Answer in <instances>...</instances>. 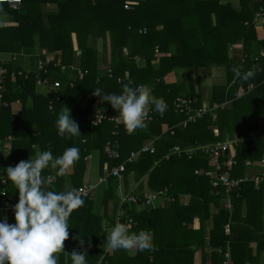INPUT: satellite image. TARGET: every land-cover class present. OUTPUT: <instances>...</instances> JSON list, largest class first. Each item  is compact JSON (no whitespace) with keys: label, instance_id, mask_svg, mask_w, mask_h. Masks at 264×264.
<instances>
[{"label":"trees","instance_id":"16d2710c","mask_svg":"<svg viewBox=\"0 0 264 264\" xmlns=\"http://www.w3.org/2000/svg\"><path fill=\"white\" fill-rule=\"evenodd\" d=\"M239 2L240 10L221 0H21L15 8L0 2V55L10 53L14 60L21 51L27 53L15 67L11 59L0 57V68L16 73L15 80L4 78L0 91V151L8 153L5 156L0 152V192H5L0 194V202L2 197L18 202V190H14L3 169L21 160L34 159L45 150L59 156L72 146L79 148V160L63 175L58 169L46 168L42 176L47 188L78 190L89 177L88 172L96 177L102 175L107 185L103 183L101 203L105 204L115 197L120 179L128 185L129 175H133L135 182L146 177L151 189L166 187L171 194H188L191 199L189 205L172 203L173 206L153 212L165 229L176 225L175 244L160 240L155 243L153 253L137 251L131 256L125 250L106 252L110 249L106 250V232H102L101 222L103 218H111L107 204L102 212L100 202L94 200V191L81 196L83 206L69 218V236L64 241L69 251L58 253V264H71L74 250H87L88 264H120L122 254L129 255L123 264H192L194 251L189 246L202 243L203 221L210 217L214 222L213 233L217 231L218 237L211 238L216 246L221 243L224 224L230 220V233L224 239L236 245L235 264L251 260L248 248L255 237L242 236L251 231L244 224L250 220V214L242 218L241 208L247 195L255 201L260 196L264 202V187L252 186L246 193L242 182L240 189L228 194L232 203L228 210L218 202L226 192L219 196L209 194L210 177L195 174L197 169L212 168V156L199 150L190 158L174 152L169 159L163 158L175 146L187 151L188 148L182 147L197 149L206 143L213 145L234 130L246 138L249 132L260 130L264 122V56L260 54L264 39H257L254 25L257 17L264 18V0ZM88 36L101 38V52L88 44ZM239 41L243 45L242 54L236 57L243 56L244 61L237 66L229 57L228 47ZM47 55L53 58L46 61ZM214 64H227V69L239 67L241 73L254 70L256 74L245 81L230 71L227 84L213 89V103L209 107L216 104V108L205 112L195 123L183 126L186 116L174 111L173 100L178 95H191L197 99L192 105L194 110L202 104L199 94L184 92L185 84L172 81L174 68L197 70ZM55 81L61 86L53 88ZM124 84H145L168 105L163 116L156 114L158 117L148 120L146 128L131 134L119 110L102 101L104 94H120ZM94 88L102 89L100 97L93 95ZM17 102L20 107L14 110ZM96 107L105 108L106 117L93 124L91 114ZM67 109L78 124L79 136L67 138L57 134L55 121ZM110 115H115L117 121L111 120ZM215 125L219 127L217 137ZM248 137L237 144L239 163L259 159L264 153V137L257 140ZM149 139L156 143V151L143 153L136 161H127L130 152ZM111 151L117 155H111ZM120 165H124L121 176L111 175V169ZM48 175L56 177L55 183L47 179ZM65 183L71 184L69 189ZM211 202L218 209L216 214L209 211ZM126 206L127 203L123 205ZM132 211L126 207L124 216L134 217ZM196 217L201 220L198 232L190 230ZM138 225L137 229H146L151 221L142 219ZM133 227L130 231L139 232ZM165 231L162 229L161 233ZM191 235L192 239H187ZM83 237L85 243L81 245L79 240ZM260 240L264 241V234Z\"/></svg>","mask_w":264,"mask_h":264},{"label":"clouds","instance_id":"9594fccd","mask_svg":"<svg viewBox=\"0 0 264 264\" xmlns=\"http://www.w3.org/2000/svg\"><path fill=\"white\" fill-rule=\"evenodd\" d=\"M232 71L245 81L256 74L254 70L241 73L239 67H234ZM94 89L93 95L100 97L102 89ZM102 101L109 102L114 109L119 110L130 134L147 127L150 111L163 114L168 107L166 101L155 97L145 84H124L120 94H104ZM55 126L61 137L81 135L68 109L58 115ZM79 158V148L72 146L59 156H54L51 150H45L38 152L34 159L21 160L15 166L3 169L14 190H18V202L11 205L13 223H9L6 217L0 219V264H58L56 254L64 249V241L69 236V218L74 210L83 206L84 200L76 189L53 191L47 188L42 173L50 166L63 175ZM130 228V224L119 220L110 229L105 228L106 250H154L151 232L143 229L132 232ZM79 242L83 245L84 237ZM86 252L72 251L71 264H88ZM103 259L101 256L100 261Z\"/></svg>","mask_w":264,"mask_h":264},{"label":"crops","instance_id":"0c3cea01","mask_svg":"<svg viewBox=\"0 0 264 264\" xmlns=\"http://www.w3.org/2000/svg\"><path fill=\"white\" fill-rule=\"evenodd\" d=\"M221 1L224 2V0H221ZM226 1L230 2L235 9L240 10L239 0H226ZM0 18H1V16H0ZM3 24L7 25L8 23L3 21ZM254 25H255L257 39H261V40L264 39V18L262 16L257 17ZM242 47H243V45H242V42H240V41L235 43L234 45L228 47L229 57H230L231 61H233L234 64L237 66H239L241 64V62L244 61L243 56L240 58L236 57V56H240L242 54L241 53ZM22 53H23L24 57H26L27 53L21 51L20 54H22ZM260 54L264 56V48H261ZM11 56L12 55L10 53H2L0 55L2 60L7 61V60L11 59L13 63H15L17 60H21L20 62H22V58H24L21 55H16V58L13 60V58H11ZM19 64H21V63H19ZM142 64H144V61H142ZM226 65L227 64H220V65L214 64V65H210V66L199 67L197 70H192V67L176 66L174 68V72L172 74V76H173L172 81L175 80L179 84H185L184 92L187 91L189 93L199 94L200 98H201V104L205 105V106H210L213 103L212 99H213L214 87L220 86V85H226L228 74L230 71L232 72V70H231L232 68L227 69ZM172 104H173V102H172ZM19 107L20 106H19L18 102L15 103V105H13L14 110H18ZM154 117H158V116L155 115ZM191 123H195V122H191ZM261 126H262V129L260 127V130H258V131L249 132L248 135L246 136V138L248 136H250V137H248V139H250V140L256 139L257 140L259 137H264V122L261 124ZM213 128L212 129L214 130V136L217 137L219 135V130H218L219 127L215 125ZM238 132H239L238 130H234V131L226 134L222 139L216 140V138H215V140H216L215 144L211 145V143H206L204 145V147L210 148V147L215 146L217 143H220V144L225 143L228 145L226 149L220 151V156H223L222 159L220 158V161L222 162V163L220 162V164H221L220 171L221 172H227L228 171L232 177H236V178L237 177H241V178L247 177L248 179H245V181H243V182L245 183V186H244L245 191H246V193H248L251 190V189H249V187H252V186L254 188H261L262 186L264 187V179H262L258 183L254 182V180L251 179L252 175L260 174L261 169H263L260 166V159L262 158L264 153L261 155V157L259 159H253V160L246 159L242 162L240 161V163H239L238 154H237L238 153L237 144L246 138H242L238 134ZM257 134H259L261 136H259ZM146 144H152L155 148V151H156V149H157L156 143H154V140H150V139L144 141L141 144V146L139 147V149ZM232 147L234 148V150L232 149ZM182 148H188V150L185 151V153H183V154H186L189 158L194 153H196L195 151L200 150V149H195L191 146L190 147H182ZM139 149H137V150H139ZM137 150H132L131 152H134ZM200 152L211 157V153L208 151L201 150ZM232 153L234 154L232 157V160L235 161V163H232L229 165L226 163V161L228 160L229 155ZM165 155H166V153L163 155V158H165V160L170 158V157L166 158ZM236 157H237V159H236ZM127 161H128V159H127ZM247 161H250L249 165L246 164ZM236 167L237 168L242 167V168H241V170L236 171V169H237ZM204 169L205 168H200V169L195 170V174L207 176L205 171H214V169H215L214 161H213L212 168H210L208 170H204ZM236 172H238V173H236ZM88 176H89L88 178L95 177L92 180H89L88 178L86 180L87 183L94 184V186H95L94 193H95L98 185L103 186V183H104V185L107 187L106 178L104 176L100 175L99 177H96L93 174H91L90 172H88ZM49 177L51 179H49ZM47 179L50 182H54V183L56 181V177L53 175H48ZM86 182L84 184H87ZM65 185H66V189H69L71 186V184H68V183H65ZM210 185H211V179H210ZM241 185L242 184H240L239 187H237L236 189H240ZM232 190L226 191L225 188L222 186H219L217 189H214L211 186V191L209 194H211V195L218 194V196H219V194L221 192H224V193L226 192V195L224 197L219 198L218 202L220 203L221 206L230 210L232 203H231V200H230V197L228 196V194ZM160 191H165L166 194L171 198L172 201L168 200V201H164V202H159L157 204H154L153 206L142 205L141 202L147 195H149L151 193H158ZM95 195H94V200L98 201L97 196H95ZM126 195H134L138 198L139 204H133L130 202H126L127 203V206H126L127 209L133 210L132 213H133L134 217L132 215L124 216L126 214V207H123V205H125L126 203L121 205L120 204V198L122 196H126ZM255 197H256V195H255ZM8 200L13 201L12 199H9V198H8ZM243 202H244V204L241 208V217L246 219L248 214H250V216H249L250 220L248 221L247 224L245 222H244V224H245L246 228H248L251 232L246 234V235L242 234V236H246V237L253 236V237H255L250 242L249 248H248L250 251V252H248V258H249V260L251 258V260L247 261L246 264H264V241H262V240L258 241L260 235L264 234V202L261 200L260 196L256 197V201H255L253 199V197L249 196V195H247V198L244 199ZM172 203H177V204L179 203L180 205H189L191 203V199H190V196L188 194H179V193L178 194H171L167 191L166 187L156 189V190L151 189V187L149 186V184L146 180V177L143 178L142 181L135 182L133 175L132 176L129 175L128 185H126L123 178H121L118 185H117V188H116L115 197L112 198V200H108V203H107L108 209H106V211L110 213L111 218L109 220L107 218H103V220L101 222L102 232L105 231V228L110 229L112 226H114L115 218L117 217L118 214L123 215L124 216L123 218H125V217L126 218L127 217L132 218L133 225H135L134 227L133 226L132 227H133V229H136V231L141 230V229H137L136 227L140 226L138 224L141 222L142 219H150L151 225L149 227H147L146 229H143V230L149 231L153 234L154 245H155V243L159 242L160 240L169 241L170 243L175 244V241L177 238L176 236H174V231L177 229L176 225L174 224L171 227L166 226V229H165L164 225L160 221L156 220L155 216L153 215V212H155V209H157V208L161 209L162 207L167 206V205L173 206ZM208 206H209V211L211 213L216 214L218 212V209L215 207L213 202L208 204ZM100 208H101V211L103 212L104 208H102L101 205H100ZM74 211H76V210H74ZM73 212H72V214H73ZM10 215H12V216H10ZM8 216H10V217H8ZM5 217L7 218L8 222L9 221H11V223L14 222V214H12V213H9V214L0 213V219H4ZM230 225H231L230 220H228L227 223L224 224V229H223L224 233H223V236L221 237V243L216 246V244L213 242V240H211V238H214L217 236V231L215 233H213V230L215 229L213 219L210 217L209 219H206L203 221L202 243L201 244L195 243V244H191L189 246V249L194 251L192 264H235V262H237V258L235 256L236 245H232L231 241L229 239H224V235H227L230 233V228H231ZM226 226L229 227L228 231L225 230ZM132 227L130 228V230L132 229ZM200 228H201V220L199 219V217H196L193 220V223L190 225V230L198 232V230H200ZM162 229L169 231L168 235H167V231H165L164 233H161ZM132 232H135V231H132ZM192 237H193L192 235L188 236L187 239L189 238L191 240ZM210 244L212 245V247ZM63 251H65V252L69 251L68 247L64 246V249L61 252H63ZM110 251L111 250H108L106 252L108 253ZM151 251H152V253L154 252V250H150V253H151ZM136 253H137V250H135V249L127 251V254H129L131 256H135ZM56 255L58 257V253ZM129 255L124 256L122 254L121 258H120V261H121L120 264H123L124 260L129 258L128 257ZM150 259H153V258H150ZM67 263L69 264V262H67Z\"/></svg>","mask_w":264,"mask_h":264},{"label":"built area","instance_id":"2783aa9c","mask_svg":"<svg viewBox=\"0 0 264 264\" xmlns=\"http://www.w3.org/2000/svg\"><path fill=\"white\" fill-rule=\"evenodd\" d=\"M0 2H5L7 3L10 7L15 8L17 7V5H19L21 3V0H0ZM125 8H128V5H124ZM125 53H126V49H124ZM158 49L155 48V55L157 54ZM53 57L47 55L46 56V61L51 60ZM136 61H138V58H135ZM40 65V62H39ZM40 67V66H39ZM62 69H66L65 66L62 65ZM20 73V72H18ZM80 77L82 78V73L79 72ZM9 76V78L14 79L16 77V73L14 72H10L7 70V68H0V91L2 89V83L4 81V78ZM44 83V81H43ZM60 86V82L59 81H55L54 82V87H59ZM1 96V93H0ZM197 99L190 96V95H178L174 100H173V108L175 112H178L180 114H183L186 116V119L183 121V126H187L188 123L190 122H195L197 119H199L200 117L203 116V114L207 111L212 112L213 108H216V104H213L211 107L209 106H205L202 105L199 109L194 110L193 109V103L196 101ZM3 105H6V103H4ZM105 108L101 107H96L95 110L92 112L91 114V119L93 121V124H97L98 122H100V120L102 118H105ZM158 115V116H163V114L157 113L155 111H150L149 112V118L148 120L152 119L154 116L153 115ZM109 118L111 120L117 121V117L115 115H110ZM227 144L225 143H217L215 146L213 147H204L201 146L197 149L200 150H205L211 153V156L213 158V161L215 163V169L214 171H205L206 175L210 177L211 179V186L214 189H217L219 186H222L225 188L226 191H230L232 189H235L237 187H239V185L245 181V179H248L247 177H232L229 172H221V164H220V151L224 150L227 148ZM155 151V148L152 144H146L144 146H142L139 150L131 152L129 157H128V161H133L136 160L137 158H139L143 153H153ZM172 152L176 153L177 155L179 154H183L185 153V151L181 148H179L178 146H175L173 148H171V150L165 155L166 158L169 157L170 154H172ZM111 155L116 156L117 153H115L114 151L110 152ZM233 153L229 155L228 160L226 161L227 164H232L235 163V161L232 160L233 157ZM222 163V162H221ZM246 164H250V161H247ZM260 166L263 168L260 171V174L258 175H252L251 179L254 180V182L258 183L260 182L262 179H264V154L262 156V158L260 159ZM124 170V165H120L117 167H114L111 169V175L113 176H119L120 173ZM49 179H51L49 177ZM104 179V178H103ZM5 180L3 179V182ZM95 189L94 184L92 183H87V184H83L81 187L78 188V191L81 193V196H89L91 192H93ZM171 200V198L166 194L165 191H160L158 193H151L149 195H147L143 200H142V205H149V206H153L154 204H157L159 202H164V201H168ZM172 201V200H171ZM126 202H130L133 204H139L138 202V198L134 195H126V196H122L120 198V204L123 205ZM15 201H9L8 198L2 197L1 198V202H0V213H12V209H11V205H14ZM229 206V205H228ZM124 210V209H123ZM125 212V211H124ZM124 214V213H123ZM117 220H119V222L121 223H126V224H130L131 227L133 226V220L130 217H125L123 218V215H117V217L115 218V223L117 222ZM226 231L229 230V227L226 226L225 228Z\"/></svg>","mask_w":264,"mask_h":264},{"label":"rangeland","instance_id":"374dc122","mask_svg":"<svg viewBox=\"0 0 264 264\" xmlns=\"http://www.w3.org/2000/svg\"><path fill=\"white\" fill-rule=\"evenodd\" d=\"M129 6V5H128ZM75 34H73V37H74ZM88 44L92 47H95L97 48V51L98 52H101L102 51V46H101V38H95L93 36H88ZM73 45L74 47L77 46V44H75V39H73ZM17 55H21V56H24L23 53L22 54H17ZM16 58V57H15ZM14 58V59H15ZM21 60H17L15 63H11L13 67H15L14 65H20L19 63ZM261 129H262V126H260ZM102 189H103V186L102 185H98V187L96 188V191H95V194L97 196V199L98 201L100 202L101 204V207L104 208V206L108 203L106 202L105 204L101 203V200H102ZM106 209H108V204H107V207Z\"/></svg>","mask_w":264,"mask_h":264},{"label":"bare ground","instance_id":"6f19581e","mask_svg":"<svg viewBox=\"0 0 264 264\" xmlns=\"http://www.w3.org/2000/svg\"><path fill=\"white\" fill-rule=\"evenodd\" d=\"M38 64H39V62H38ZM39 67V66H38ZM16 78V77H15ZM15 78L14 79H12V80H15ZM120 80V79H119ZM52 86H53V88H57V87H54V83L52 84ZM60 86H61V83H60ZM59 86V87H60ZM1 93V92H0Z\"/></svg>","mask_w":264,"mask_h":264}]
</instances>
